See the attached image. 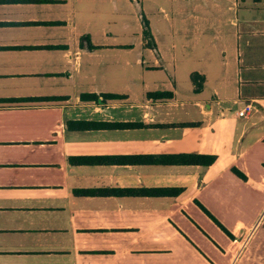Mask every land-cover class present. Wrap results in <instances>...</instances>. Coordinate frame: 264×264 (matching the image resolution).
<instances>
[{"label":"crops","instance_id":"1","mask_svg":"<svg viewBox=\"0 0 264 264\" xmlns=\"http://www.w3.org/2000/svg\"><path fill=\"white\" fill-rule=\"evenodd\" d=\"M187 1L0 0V264L264 261V0Z\"/></svg>","mask_w":264,"mask_h":264},{"label":"rangeland","instance_id":"2","mask_svg":"<svg viewBox=\"0 0 264 264\" xmlns=\"http://www.w3.org/2000/svg\"><path fill=\"white\" fill-rule=\"evenodd\" d=\"M222 6H224L222 4V2H219L218 4H212L210 5L209 1H204V0H188L185 3V9L186 10H193L195 9V12L197 14V23L196 25L193 24H189V25H185L186 28H189V30H193V31H197L199 32V30H203L204 32H201L200 36L198 37L197 40V45L200 46V41L201 44L203 43V41H208V39L210 38L209 36H211L213 34L214 36V32L215 29L216 30H224V33L221 35L222 38L215 40L213 39V44L214 46H216L217 44H224L228 50H226V53L228 54L229 50L231 49L234 53V49L237 47L236 43L234 41V39L232 38V30L230 26H225L224 22H223V18L225 17V11L224 8H221ZM135 8H138L137 10H135V12H139L140 7L135 5ZM152 13V12H151ZM146 15V13H145ZM222 15V16H221ZM136 15L134 14V19H135ZM146 17L148 19L151 20V24H153L154 26L157 25V17L154 16L153 14H149V17L146 15ZM132 18V14L131 15H126L124 18L118 17L117 18V28H116V32H117V38H119V40H124L130 43H136L137 39H135V35L134 34H125L122 30H124L125 25L123 24L126 21L129 22V20ZM210 19L212 20V25H211V29H210V25L208 23V21H210ZM132 21V20H131ZM131 25V28L133 26L134 29H136V22L133 20L131 22V24H127V27ZM209 26V28H208ZM217 27V28H216ZM138 30L133 31V33L137 32ZM210 31V32H208ZM212 31V32H211ZM226 31L229 33V37L227 38V40L225 38H223L226 34ZM192 37L191 33L188 34V37ZM209 37V38H208ZM258 38V40H264L263 37H252L249 38L251 39V41L256 40ZM133 39V40H132ZM240 46L245 45L246 41L245 39H240L239 40ZM213 52V50H211L210 54ZM235 64L233 67V78H238V73H236L235 70ZM256 72L258 73V76H261L264 74V67H260L256 70ZM261 74V75H260ZM240 76H242V73L240 74ZM259 78H264V76L259 77ZM264 251V250H263ZM260 252V251H259ZM260 254H263V252H260ZM259 256V255H257ZM248 264H264V261H254V262H249Z\"/></svg>","mask_w":264,"mask_h":264},{"label":"trees","instance_id":"3","mask_svg":"<svg viewBox=\"0 0 264 264\" xmlns=\"http://www.w3.org/2000/svg\"><path fill=\"white\" fill-rule=\"evenodd\" d=\"M142 26H143V36H144V38H146L148 40V42L149 41L151 42L152 41V35L150 33V29H149V26H148V21L145 18L142 19ZM197 75L198 74L195 73V72L191 74V78H192V80L194 82H196V76ZM200 88H201V85L198 83L197 87L195 88V90H199ZM193 158L198 163H204V164H208V163L212 162L213 159H214L213 156H204V155H196ZM199 206L208 215V217H210V219H212V221L221 228V230L223 232H225L228 236L232 237V235L228 232V230L206 208H204L201 204H199Z\"/></svg>","mask_w":264,"mask_h":264},{"label":"built area","instance_id":"4","mask_svg":"<svg viewBox=\"0 0 264 264\" xmlns=\"http://www.w3.org/2000/svg\"><path fill=\"white\" fill-rule=\"evenodd\" d=\"M254 107L255 105L252 102H249L245 104L243 108L236 110L235 114L237 116H246L254 109Z\"/></svg>","mask_w":264,"mask_h":264}]
</instances>
